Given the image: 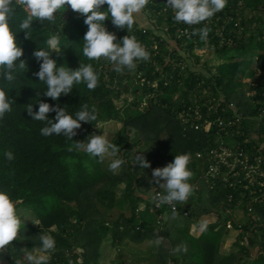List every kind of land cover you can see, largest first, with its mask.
<instances>
[{"label":"trees","instance_id":"trees-1","mask_svg":"<svg viewBox=\"0 0 264 264\" xmlns=\"http://www.w3.org/2000/svg\"><path fill=\"white\" fill-rule=\"evenodd\" d=\"M166 2L149 0L142 12L148 25L135 21L130 32L114 26L110 17L103 22L117 41L134 36L150 54L148 61L137 62L133 72L125 69L120 74L104 58L97 61L83 57L80 51L87 25L84 16L70 6L63 14L58 10L52 23L41 24L34 19L31 39H25L23 31L15 32L25 15L22 10L10 24L23 49L20 59L26 69L11 84L0 80V88L15 101L12 111L0 119V191L13 200L17 214L23 208L41 222L36 226L32 222L21 224L18 240L4 250L10 264L22 260V249L39 247V234L43 233L56 241L50 264H77L81 258L83 264H101V243L107 236L114 245L130 250L148 243L151 257L140 264H166L167 260L173 264H264V230H248L247 225L233 242L238 246L236 252L219 251L227 232L221 203L232 193L235 204L239 190L223 184V173L212 180L207 173L210 161L206 154L219 142L236 149L243 138L251 144L264 139V114H260L264 107V0H227L222 11L192 26L176 23ZM101 10H107V5ZM203 27L210 29L206 39L199 35L189 38L193 29ZM183 29L186 32H180ZM57 32L61 52H53L51 57L57 66L73 70L80 64H92L99 81L94 91L81 83L55 101L44 95L46 85L34 75L39 62L33 52L44 48L46 39ZM198 48H206L218 62H200L201 56L195 52ZM179 63L185 64L184 68ZM248 90L254 93L247 96ZM40 101L66 107L74 118L84 104L89 110L96 108L97 121L81 122L73 140L95 135L100 122H121L110 139L120 148L119 158L126 162L119 174L108 170L110 160L106 158L98 162V158L83 152L67 151L74 141L62 135H41L40 129L47 122L33 120L26 109L31 104L37 111ZM196 106L200 118L192 113ZM47 116L53 119L55 113ZM237 116L238 123L228 126L226 122ZM204 117L220 118L225 123L221 127L213 124L208 131L195 128L194 123L201 124ZM255 119L259 121L257 127ZM6 151L14 154L13 161L6 160ZM139 152L150 167L134 165V155ZM185 153L191 157L187 167L193 172L189 181L193 191L187 202L177 203V207H183L187 215L172 211L167 204L150 212L153 196L164 191L150 182L152 170ZM205 178L215 182L213 187ZM208 213L215 221L209 222L198 237L191 236L190 225L198 224V218ZM260 214L264 217V211ZM179 217L182 220H177ZM157 237L162 240L158 247L153 243ZM177 246L187 251L175 252Z\"/></svg>","mask_w":264,"mask_h":264},{"label":"clouds","instance_id":"clouds-1","mask_svg":"<svg viewBox=\"0 0 264 264\" xmlns=\"http://www.w3.org/2000/svg\"><path fill=\"white\" fill-rule=\"evenodd\" d=\"M149 0H0V73L3 81L11 84L17 79V75L23 74L26 63L20 59L23 49L15 38V32L23 31L25 39H31L33 20H39L41 24L45 21L52 23L55 21V13L63 12L70 6L71 10L84 16V24L87 31L83 36V46L80 52L88 60L109 61L113 70L120 74L125 69L133 72L137 67V62L148 61L150 54L146 48L137 41L134 36H124L120 41L114 33L106 30L104 21L111 18L114 26L120 29H127L130 32L135 23V15H139L148 5ZM227 4V0H167L166 5L172 9L173 20L176 23H184L189 26L200 24L209 20L217 12L222 11ZM103 5H107V10H101ZM25 13L20 19L18 30L13 31L10 24L16 20L19 11ZM63 28V27H62ZM61 28V30H62ZM60 30V31H61ZM210 29L203 27L193 29L189 34L199 35L206 39ZM60 33L51 34L45 41L44 48H37L33 56L39 62V70L34 73L40 82L46 85L44 95L52 100H58L63 95L71 93L74 85L86 84L90 91L98 87V73L93 69L92 64H80L75 70L66 65L57 66L55 59L51 57L53 52L58 55L61 52ZM66 47V45H65ZM13 99H9L6 91L0 88V119L6 113L12 111ZM27 113L33 120L46 121V126L40 129V134L47 137L51 135H62L69 141H74L68 146L67 151L83 152L90 157L98 158V162H103L105 157L112 159L108 163V170L113 175H118L121 167L126 163L119 158L120 148L117 144L111 143L104 135H89L87 139L73 140L77 135V130L81 128V122L92 123L97 121V110L93 106L84 104L80 110L72 114L66 111V107L53 106L47 102L40 101L38 110L33 111L32 105L26 106ZM54 112L53 119H48L47 114ZM7 161L15 159L11 151L5 152ZM191 157L188 154L175 155L172 162L164 167H157L152 170L151 181L163 193L156 192L153 196V203L159 207L167 204L175 211V205L185 204L189 199L193 187L189 183L193 172L188 169ZM140 168L150 167L149 161L144 157L143 152L134 155V165ZM163 181V182H162ZM123 188L124 185H121ZM40 225L39 220L32 221ZM24 223L17 214L16 205L10 196L0 191V251L7 250L14 240H18L21 224ZM207 223L200 225L201 231H205ZM40 246L34 247L31 251L22 249V260H17L16 264H50L52 254L56 250V241L50 234H39ZM153 243L158 247L162 240L157 237ZM82 253V249L80 250ZM175 252L187 251L182 246H177ZM77 264H83L82 258Z\"/></svg>","mask_w":264,"mask_h":264},{"label":"built area","instance_id":"built-area-1","mask_svg":"<svg viewBox=\"0 0 264 264\" xmlns=\"http://www.w3.org/2000/svg\"><path fill=\"white\" fill-rule=\"evenodd\" d=\"M180 32H186V29L180 30ZM179 65L181 68L185 66L182 63H179ZM252 93H254L253 90H248L246 94L250 96ZM229 106L235 108L233 103H230ZM260 112V114H264V107L260 109ZM192 113L200 118L199 106H196ZM205 114L208 113L205 112ZM238 120L239 116L234 120L229 119L226 123L228 126H232L237 124ZM224 123L220 118L204 117L202 123H194V127L208 131L213 124L221 127ZM249 144H251L249 139L243 138L242 144L235 145L236 149H233L224 142H219L216 147L206 153L207 159L210 161L207 173L214 178L212 180L223 173V184L228 185L233 190H239V196L235 200V204H232L234 200L232 193L227 195L226 202L222 201L221 203V208L226 215L223 225L226 230L236 231V236L244 230V225L248 226V230L249 228L255 231L264 230V217L260 214L261 211H264V139L258 142L255 141L250 146ZM200 155L202 156L201 153H197L198 157ZM205 181L208 182L210 187H213V183H215L214 181L209 183L211 181L206 178ZM161 206L157 207L153 203L149 210L153 212ZM142 208L143 206L139 209ZM170 209L174 211L171 206ZM175 209L178 212L182 211L184 216L187 215V211L183 207L179 210L177 204ZM157 223H161V221L158 219ZM221 225L222 223L218 227Z\"/></svg>","mask_w":264,"mask_h":264},{"label":"rangeland","instance_id":"rangeland-1","mask_svg":"<svg viewBox=\"0 0 264 264\" xmlns=\"http://www.w3.org/2000/svg\"><path fill=\"white\" fill-rule=\"evenodd\" d=\"M143 12V11H142ZM251 16V15H250ZM135 21L138 22L141 26H147L148 21L144 17V13H141L140 15L134 16ZM252 18H250L251 20ZM249 20V21H250ZM195 52L201 56L200 62H203L204 60L211 59L212 63L218 62L216 59L214 60V55L209 53L206 48H198L195 49ZM117 104H120V100H115ZM255 127L259 125L258 119H255L253 121ZM121 127V122H117L114 120L106 121V122H100L96 128V135H104L106 138L110 141V139L113 137L115 132ZM108 160H111V157H105ZM18 216L22 219L24 223H29L32 221H35L32 215L25 209L20 208L18 210ZM177 220H182L180 217L177 218ZM215 221V218L212 217L211 213L203 214L198 218V224H191L189 233L193 237H198L199 233L201 232L200 225L203 223H209L211 221ZM33 223V222H32ZM34 226L37 224L33 223ZM161 231L163 230V225L160 226ZM236 231L227 230L225 233V236L222 239V242L220 243L219 251L222 254H230L232 252H236L238 250V246L234 245V239H236ZM131 246V245H130ZM149 245L148 243L144 244L142 247H136L133 246L132 249H128L125 245L122 247H118L112 243L111 236H107L103 239L101 243V256H100V263L101 264H140L139 261L144 263V258L151 257L148 254L149 251ZM80 250V249H79ZM139 259V260H138ZM172 260H167L166 264H173L170 262Z\"/></svg>","mask_w":264,"mask_h":264},{"label":"crops","instance_id":"crops-1","mask_svg":"<svg viewBox=\"0 0 264 264\" xmlns=\"http://www.w3.org/2000/svg\"><path fill=\"white\" fill-rule=\"evenodd\" d=\"M140 15V14H139ZM134 16H137V15H135L134 14ZM145 17V16H144ZM146 19V18H145ZM202 232V231H201ZM200 232V233H201ZM199 233V234H200ZM197 236H199V235H197ZM0 264H10L9 263V261L6 259V257H5V253H4V251H0Z\"/></svg>","mask_w":264,"mask_h":264},{"label":"water","instance_id":"water-1","mask_svg":"<svg viewBox=\"0 0 264 264\" xmlns=\"http://www.w3.org/2000/svg\"><path fill=\"white\" fill-rule=\"evenodd\" d=\"M0 80H3V75H2V73H0Z\"/></svg>","mask_w":264,"mask_h":264}]
</instances>
